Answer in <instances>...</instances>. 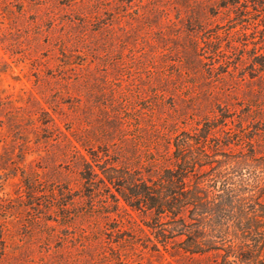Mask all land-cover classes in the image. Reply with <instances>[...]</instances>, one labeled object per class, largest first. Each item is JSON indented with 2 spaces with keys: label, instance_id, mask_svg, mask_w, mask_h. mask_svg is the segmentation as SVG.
I'll return each mask as SVG.
<instances>
[{
  "label": "rangeland",
  "instance_id": "374dc122",
  "mask_svg": "<svg viewBox=\"0 0 264 264\" xmlns=\"http://www.w3.org/2000/svg\"><path fill=\"white\" fill-rule=\"evenodd\" d=\"M221 107L264 116V0H0V264H214L156 251L96 173L147 177Z\"/></svg>",
  "mask_w": 264,
  "mask_h": 264
},
{
  "label": "trees",
  "instance_id": "16d2710c",
  "mask_svg": "<svg viewBox=\"0 0 264 264\" xmlns=\"http://www.w3.org/2000/svg\"><path fill=\"white\" fill-rule=\"evenodd\" d=\"M250 110L251 119L242 118L235 130L221 129L232 116L223 107L197 126L175 128L170 163L164 165L156 142L148 152L147 177L137 169L143 166L120 159L101 167L103 176L96 173L105 188H116L115 200L151 216L140 230L156 251L200 255L214 264H264V116ZM19 162L14 167L26 175ZM6 236L0 225V244Z\"/></svg>",
  "mask_w": 264,
  "mask_h": 264
}]
</instances>
